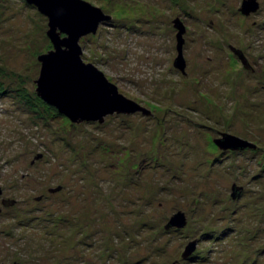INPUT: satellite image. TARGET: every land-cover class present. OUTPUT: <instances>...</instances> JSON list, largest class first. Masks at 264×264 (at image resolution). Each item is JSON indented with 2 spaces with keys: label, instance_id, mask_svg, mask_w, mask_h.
I'll use <instances>...</instances> for the list:
<instances>
[{
  "label": "rangeland",
  "instance_id": "1",
  "mask_svg": "<svg viewBox=\"0 0 264 264\" xmlns=\"http://www.w3.org/2000/svg\"><path fill=\"white\" fill-rule=\"evenodd\" d=\"M84 1L111 20L80 39L82 61L151 116L71 124L50 109L34 83L47 18L0 0V187L35 219L7 251L30 264H264V0L249 16L242 0ZM222 134L254 148L223 151ZM178 212L185 226L165 230Z\"/></svg>",
  "mask_w": 264,
  "mask_h": 264
},
{
  "label": "water",
  "instance_id": "2",
  "mask_svg": "<svg viewBox=\"0 0 264 264\" xmlns=\"http://www.w3.org/2000/svg\"><path fill=\"white\" fill-rule=\"evenodd\" d=\"M36 8L38 13L47 18L46 37L51 49L37 57L40 64L35 94L71 124H103L106 117L112 115L151 116V112L140 104L121 95L117 87L110 83L104 74L92 64H85L82 59L80 39L94 35L98 26L108 23L111 17L84 0H24ZM257 0H242L239 12L249 16L258 11ZM176 30V52L173 67L183 75L186 63L183 58L184 25L176 18L173 21ZM244 68L247 61L242 52L232 49ZM214 140L215 145L223 150H242L254 146L235 136L222 134ZM59 189V188H58ZM50 190V192L57 191ZM238 191L233 188V192ZM234 195H232L233 197ZM185 226L183 213L174 214L165 226V230L181 229ZM195 242L190 243L182 254L188 259L194 253Z\"/></svg>",
  "mask_w": 264,
  "mask_h": 264
},
{
  "label": "flooded vegetation",
  "instance_id": "3",
  "mask_svg": "<svg viewBox=\"0 0 264 264\" xmlns=\"http://www.w3.org/2000/svg\"><path fill=\"white\" fill-rule=\"evenodd\" d=\"M258 2V0H257ZM259 9L260 10V2ZM257 11V12H258ZM239 51V50H238ZM241 51V50H240ZM242 52V51H241ZM244 58L247 61V68H244L239 58L236 56L237 60L241 64V66L250 72H255V64L250 63L249 59L246 57V55L242 52ZM35 202L38 204L41 203L42 198L39 197L37 199H34ZM35 211H39V208H34ZM22 208L17 200H14L13 197L9 196L6 190L3 186L0 187V264H30L27 263L25 259H21L18 255L20 251H16L18 253H14L13 251H7L8 245L5 244V239L14 238L22 239L20 235H13L15 233L16 228H32V226L29 223H33L35 219H29L25 220V216L22 214ZM33 209L26 208L24 212H32ZM15 224L12 226L10 221L14 222ZM16 236V237H15ZM34 253V251H33ZM32 253V254H33ZM33 259V257H31Z\"/></svg>",
  "mask_w": 264,
  "mask_h": 264
},
{
  "label": "trees",
  "instance_id": "4",
  "mask_svg": "<svg viewBox=\"0 0 264 264\" xmlns=\"http://www.w3.org/2000/svg\"><path fill=\"white\" fill-rule=\"evenodd\" d=\"M49 108L52 109L53 111L57 112L54 108H52V107H49Z\"/></svg>",
  "mask_w": 264,
  "mask_h": 264
}]
</instances>
